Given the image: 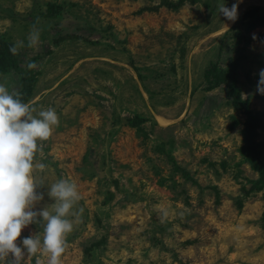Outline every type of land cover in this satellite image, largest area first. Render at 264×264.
I'll return each instance as SVG.
<instances>
[{
    "label": "rangeland",
    "instance_id": "374dc122",
    "mask_svg": "<svg viewBox=\"0 0 264 264\" xmlns=\"http://www.w3.org/2000/svg\"><path fill=\"white\" fill-rule=\"evenodd\" d=\"M236 2L231 21L220 0H0V39L16 47L0 82L18 92L29 72L26 102L59 118L36 156V207L60 178L80 194L60 264H264V177L249 152L264 164V0Z\"/></svg>",
    "mask_w": 264,
    "mask_h": 264
},
{
    "label": "clouds",
    "instance_id": "9594fccd",
    "mask_svg": "<svg viewBox=\"0 0 264 264\" xmlns=\"http://www.w3.org/2000/svg\"><path fill=\"white\" fill-rule=\"evenodd\" d=\"M219 14L228 20L238 18V2L231 7L220 0ZM39 30H32L28 45H37ZM23 43V42H21ZM16 52V47L11 48ZM32 63L29 68L34 67ZM257 91L264 95V69L259 72ZM59 118L54 108L37 111L19 93L0 82V264H22L30 254H47V264H60L67 236L73 230V207L80 199L75 182L60 178L47 186L46 195L54 202L37 208L45 198L37 170L47 166L36 159L40 142L50 138ZM82 211V209H81ZM30 224L42 225V235L21 237ZM18 237H20L18 241Z\"/></svg>",
    "mask_w": 264,
    "mask_h": 264
},
{
    "label": "trees",
    "instance_id": "16d2710c",
    "mask_svg": "<svg viewBox=\"0 0 264 264\" xmlns=\"http://www.w3.org/2000/svg\"><path fill=\"white\" fill-rule=\"evenodd\" d=\"M169 6H173L174 8H177L180 4L178 3H169ZM259 11V7H251L243 11L242 17L243 18H251L253 19L256 15V13ZM253 24V23H250ZM13 46L10 44H6L0 39V71L6 72L10 68L14 67L16 68L15 61L13 60V52L11 51V48ZM21 81H22V87L21 89L16 92L19 93L21 96V99L26 102L28 97L30 96L31 92V84H32V77L29 72H21ZM218 84L217 82L214 84ZM237 93V92H236ZM238 98H236V102L243 110V113L245 114L247 118V123L245 124V128L247 130H252L255 126L256 122V117H253V112L248 106V104L245 101H239ZM249 131V132H250ZM249 152H250V159L253 162L254 167L258 170L259 174L264 177V164L262 161L259 160V152L254 147V145H249Z\"/></svg>",
    "mask_w": 264,
    "mask_h": 264
},
{
    "label": "bare ground",
    "instance_id": "6f19581e",
    "mask_svg": "<svg viewBox=\"0 0 264 264\" xmlns=\"http://www.w3.org/2000/svg\"><path fill=\"white\" fill-rule=\"evenodd\" d=\"M160 121L163 123V120L160 119ZM164 124V123H163Z\"/></svg>",
    "mask_w": 264,
    "mask_h": 264
}]
</instances>
